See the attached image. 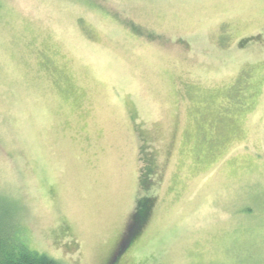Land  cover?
<instances>
[{
  "label": "rangeland",
  "instance_id": "rangeland-1",
  "mask_svg": "<svg viewBox=\"0 0 264 264\" xmlns=\"http://www.w3.org/2000/svg\"><path fill=\"white\" fill-rule=\"evenodd\" d=\"M4 220L62 264H264V0H0Z\"/></svg>",
  "mask_w": 264,
  "mask_h": 264
},
{
  "label": "trees",
  "instance_id": "trees-1",
  "mask_svg": "<svg viewBox=\"0 0 264 264\" xmlns=\"http://www.w3.org/2000/svg\"><path fill=\"white\" fill-rule=\"evenodd\" d=\"M143 199V197H142ZM148 204V203H147ZM147 204L139 206L133 216L134 229L128 234L131 241L137 235L139 223L147 213ZM5 220L0 222V264H62L57 259L30 249L21 240L8 236Z\"/></svg>",
  "mask_w": 264,
  "mask_h": 264
},
{
  "label": "flooded vegetation",
  "instance_id": "flooded-vegetation-1",
  "mask_svg": "<svg viewBox=\"0 0 264 264\" xmlns=\"http://www.w3.org/2000/svg\"><path fill=\"white\" fill-rule=\"evenodd\" d=\"M129 233H130V232H129ZM126 237H129V236L127 235V236H125V238H126ZM125 238H124V239H125ZM128 239H129V238H127L123 243L121 242V241H123V238H122V240L120 241V243H122V245H121V246H122V249L125 248L126 245L129 244L130 241H129ZM120 243H119V245H120ZM119 245H118V247H119ZM119 248H120V247H119ZM118 251H119V250H118ZM110 260H112V258H111Z\"/></svg>",
  "mask_w": 264,
  "mask_h": 264
}]
</instances>
